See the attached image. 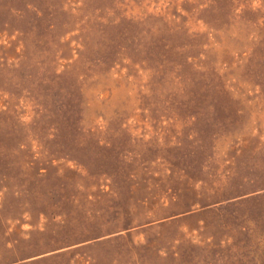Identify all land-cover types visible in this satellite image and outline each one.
Here are the masks:
<instances>
[{
	"label": "rangeland",
	"instance_id": "1",
	"mask_svg": "<svg viewBox=\"0 0 264 264\" xmlns=\"http://www.w3.org/2000/svg\"><path fill=\"white\" fill-rule=\"evenodd\" d=\"M0 264H264V0H0Z\"/></svg>",
	"mask_w": 264,
	"mask_h": 264
}]
</instances>
